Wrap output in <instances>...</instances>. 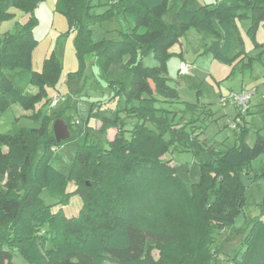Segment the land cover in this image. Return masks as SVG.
Wrapping results in <instances>:
<instances>
[{"label": "trees", "instance_id": "16d2710c", "mask_svg": "<svg viewBox=\"0 0 264 264\" xmlns=\"http://www.w3.org/2000/svg\"><path fill=\"white\" fill-rule=\"evenodd\" d=\"M40 1L0 0V20L11 15L12 6L28 14L19 29L0 38V113L16 105L40 122L38 127L0 133V178L6 175L0 184V264H15L14 252L27 264H158L148 254V244L168 240L170 235L148 226L138 211L144 212L152 197H164L170 189L189 195L203 216L200 241L205 247L213 241L212 225L217 230L230 226L243 209L241 177L259 175L249 166L264 155V136L258 129L254 143H246L247 111L233 118L235 142L231 146L221 150L200 139L205 112L201 102H185L183 108L157 106L161 100L178 98L176 88L169 84L165 62L173 53L170 48L195 29L211 37L198 52L211 50L214 57L233 63L232 70L238 65L243 68L245 52L234 22L251 15L252 34L264 16V0L207 4L196 0H55L54 11L66 18L64 34H72L80 69L92 57L111 91L107 98L114 101L111 115L99 112V100L91 102L88 117L101 121L97 140L85 129L77 133L64 109L51 114L43 111L49 104L47 88L58 83L61 64L52 51L43 69L33 70L32 53L38 41L33 36L37 19L32 13ZM168 9H173L169 21L164 18ZM111 19L118 22V29L103 27ZM149 52L157 66L142 64ZM59 117L69 130L61 141L53 132ZM108 128L116 129L112 140L103 137ZM68 146L69 163L61 170L52 161ZM183 151L192 154L190 162L171 164L172 156L162 159L168 152ZM68 180L75 183V189L63 194ZM44 190L56 199L54 203H61L55 211L54 203L42 199ZM71 194L80 197L81 206L76 215L66 216L60 206ZM262 216L264 200L258 215L251 217L241 256L228 258V264H264Z\"/></svg>", "mask_w": 264, "mask_h": 264}, {"label": "rangeland", "instance_id": "374dc122", "mask_svg": "<svg viewBox=\"0 0 264 264\" xmlns=\"http://www.w3.org/2000/svg\"><path fill=\"white\" fill-rule=\"evenodd\" d=\"M196 1L207 4L222 0ZM54 4L55 0H42L33 10L32 14L37 19L33 36L38 44L32 53V67L35 71H41L45 58L54 51L60 61L61 70L58 83L54 87L47 88L48 98L56 92V89H59L65 93L66 99L53 107L46 104L43 111L51 114L53 111L64 109V115L69 114L72 121L75 122L74 128L78 130L77 133H83L85 129L92 140H97L99 137L97 130L101 121L92 116L88 117L89 109L91 102L99 100L102 104H99V112L103 115H111L114 101L107 106V98L111 91L105 81L100 78L99 69L92 62V57H88V63L80 69L74 54L72 34H64L68 29L66 18L63 14L54 11ZM8 10L11 15L0 20V38L6 32H14L19 29L28 17V14H25L17 6H12ZM172 15L173 9H168L164 18L169 21ZM250 16L236 19L234 22L245 52L243 62L246 64L243 68L238 65L232 70L233 63L214 57L211 50L204 53L198 52L200 45L209 42L211 37L195 29L188 30L179 42L170 48L169 51L173 53L167 57L165 62L169 84L176 88L181 97L178 95L174 102L161 100L157 102V106L166 108L170 105L183 108L184 100L189 96L201 102L203 104L202 109L205 110L201 115L204 125L203 133L209 141L220 140L225 137H228L230 142L233 140L234 132L227 125L228 107L222 100L229 89L238 90L241 86L247 90L256 89L257 93L251 97L249 132L253 133L264 123V97H262L264 96V16L258 20L252 34L250 33L252 24ZM118 18L122 20L120 16ZM103 27L118 29V22L111 19L103 23ZM181 60L192 63L186 76H179L177 73ZM141 61L146 67L159 64L153 52L144 55ZM69 74L74 76L68 80ZM42 101L37 105H41ZM104 105L107 107L103 109ZM92 110L95 111L96 109L93 108ZM19 113H21L20 109L16 105L0 113V133L8 132L14 128H32L40 125L39 121L28 116L30 112ZM233 117L234 115H230L231 119ZM58 119L64 121L62 117ZM107 130L103 137L109 140L110 135L107 136ZM70 148V146L62 148L58 157L53 159L52 162L57 168L65 170L68 166ZM171 156V164L188 163L192 159V154L188 151L172 154L168 152L162 156V159L167 160ZM260 166L263 167L262 170H260ZM249 168L251 171H258L259 175L256 177L251 173V175L244 174L241 177L244 184L245 205L243 209L230 226L217 230L212 225L210 239L213 238V241L207 242L205 247L200 241L203 240L201 231L205 225V220L195 208L189 195H183L175 189H170L164 197H152V200L146 204L147 207L144 212L138 211V215L148 226L168 233L170 238L162 242H150L148 244V254L151 258L158 264L180 261L182 264H228V258L240 257L243 252L242 241L248 231L251 217L258 215V207L264 200V155L256 157ZM5 180L6 175L0 178V184L4 183ZM74 189L75 183L68 180L63 194L72 192ZM41 197L46 204L56 201V199L49 197L45 190L42 191ZM60 204L54 203L52 209L55 211ZM80 206V197L77 194H71L68 202L61 205L60 208L66 216H74L78 213ZM13 261L15 264H27L17 252H14ZM102 264L116 263L105 261Z\"/></svg>", "mask_w": 264, "mask_h": 264}, {"label": "crops", "instance_id": "0c3cea01", "mask_svg": "<svg viewBox=\"0 0 264 264\" xmlns=\"http://www.w3.org/2000/svg\"><path fill=\"white\" fill-rule=\"evenodd\" d=\"M181 61H184V60H181ZM188 64L190 65V66H189V68H190V67L192 66V63H188ZM188 72H189V70H188ZM188 72L185 73V74H180V73H179V69L177 70V73H178L179 76H186V75L188 74ZM57 90H59V89H56V91H57ZM242 90H247V89H245V88L242 87V86H241V88L238 89V90L229 89V90L227 91V93H226L223 97L225 98V97L228 95V93H229L230 91H236V92H237V91H242ZM254 90H255L254 94H256V93H257V90H256V89H254ZM178 95L180 96V94H178ZM180 97H181V96H180ZM262 97H264V96H262ZM224 98H222L223 103H226V104H227V107H228V110H227V111H229V113H227V114H229V115H227V121H228V122H227V125L231 127L230 122H231L233 119L230 118V115H231V116L234 115V117H235L237 109H236V105H235V103H233L229 98H226V99H224ZM182 100H183V99H182ZM184 102L195 103L196 100H194L193 97L189 96V98L185 99ZM110 103H111V102H107V106H109ZM205 103H206V102H205ZM12 106H14V105H12ZM12 106H11V107H12ZM107 106L104 105V106H103V109L106 108ZM11 107H10V108H11ZM17 107H18V106H17ZM19 109H20V112H21V113H19V114H24V113L27 112V111L22 110L21 108H19ZM250 109H251V99H250V101H249L248 114H247L246 117H245L247 128H248V122H249V114H250V111H251ZM260 113L263 114V112H260ZM234 117H233V118H234ZM214 118H216V117H214ZM263 125H264V123H263L259 128H257L256 130L261 129V130L259 131V133H260L261 135L264 136V128H262ZM216 130H217V129H216ZM231 130L234 132V130H233L232 127H231ZM256 130H254L253 133H251V132H249V128H248V133H247V135H246L245 141H246V143H247L248 145H250V146L254 143V140H255V137H256V133H255ZM114 134H115V129H114V128H109V129L107 130V136L110 135L109 140H111V139L113 138ZM199 138H200V139L205 138L210 144H212V145H213L214 147H216L217 149H221V150L225 149L226 147H229L228 145H232V144H234V142H235V135H233V140H232L231 142L229 141L228 137H227V138L225 137L224 139H220V140H219V139H216V140H213V141H209L208 138L205 137V134H204V133H201V135L199 136ZM226 139H227V140H226ZM172 162H173V161H172Z\"/></svg>", "mask_w": 264, "mask_h": 264}, {"label": "built area", "instance_id": "2783aa9c", "mask_svg": "<svg viewBox=\"0 0 264 264\" xmlns=\"http://www.w3.org/2000/svg\"><path fill=\"white\" fill-rule=\"evenodd\" d=\"M189 64L185 61H180L178 65L179 73L185 74L189 70ZM255 90H242V91H230L228 95L224 98H229L236 105V113L239 115H244L249 109V101L251 97L254 95ZM66 99L65 93L60 90H57L50 98H49V106L53 107L58 103L64 101ZM236 121H239V118H236ZM231 127H235V121L230 122Z\"/></svg>", "mask_w": 264, "mask_h": 264}, {"label": "water", "instance_id": "95a60500", "mask_svg": "<svg viewBox=\"0 0 264 264\" xmlns=\"http://www.w3.org/2000/svg\"><path fill=\"white\" fill-rule=\"evenodd\" d=\"M53 132L57 141H61L69 135L67 124L61 119H56L54 121Z\"/></svg>", "mask_w": 264, "mask_h": 264}]
</instances>
